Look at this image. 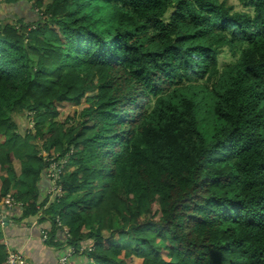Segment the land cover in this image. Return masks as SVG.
Returning <instances> with one entry per match:
<instances>
[{"label":"trees","instance_id":"trees-1","mask_svg":"<svg viewBox=\"0 0 264 264\" xmlns=\"http://www.w3.org/2000/svg\"><path fill=\"white\" fill-rule=\"evenodd\" d=\"M238 2L5 0L0 215L51 198L84 264H264V0Z\"/></svg>","mask_w":264,"mask_h":264},{"label":"crops","instance_id":"crops-1","mask_svg":"<svg viewBox=\"0 0 264 264\" xmlns=\"http://www.w3.org/2000/svg\"><path fill=\"white\" fill-rule=\"evenodd\" d=\"M12 9L14 11V8L7 7L8 12ZM44 186H47L46 182ZM50 203L49 199L44 206L43 203H39L40 212L22 222H17L18 219L16 220L15 217H19L21 212L15 210L17 213L10 214L8 220L0 224V257H5V262L7 243L24 255L25 264H60V260L71 251V247L66 244L67 228L64 227L63 230L53 228L52 216L43 213ZM45 234L48 235L47 238H44ZM81 255L83 254H72L68 264H84L85 258H81Z\"/></svg>","mask_w":264,"mask_h":264},{"label":"rangeland","instance_id":"rangeland-1","mask_svg":"<svg viewBox=\"0 0 264 264\" xmlns=\"http://www.w3.org/2000/svg\"><path fill=\"white\" fill-rule=\"evenodd\" d=\"M228 3L229 4H234L235 5V7H236V9L237 10H239V11H241V12H245L246 10H245V7L241 4V3H239L238 2V0H228ZM4 4H5V0H0V17H5V16H7V14H9V12L10 11H13V9L12 10H10L9 12L7 11V7L6 6H4ZM12 13V12H11ZM10 13V14H11ZM7 18H5V20H6ZM3 23H4V21H3ZM234 53H233V51L230 49V48H226L225 50H224V52L221 54V56H220V62L222 63V64H224V63H230V62H233L234 61ZM61 112H62V115H61V119H63L64 117H67V116H70V115H73L74 113H75V110H76V106L74 105V104H70V103H65L64 105H62L61 107ZM33 127H34V124H33ZM35 130V129H34ZM42 154L43 155H45L46 157L49 155V153L47 152V151H44V152H42ZM48 158V157H47ZM16 168H17V170H18V173L20 172V165H19V162L18 161H16ZM54 165L55 164H53V166L52 167H54ZM60 171V170H59ZM52 174H55V173H53V172H51ZM50 172H49V175L51 174ZM21 184H23V183H21ZM60 188H59V190L60 189H62V186L59 184L58 185ZM52 189V187L51 188H49L48 190H50V191H52L51 190ZM50 191H48V193L50 192ZM62 191V190H61ZM61 196H62V192H61ZM2 218V219H1ZM4 220H5V218H3V217H0V224H2L3 222H4ZM17 222H19V220H17ZM2 227V226H1ZM131 248H133L134 247V242H131L130 243V245H129ZM66 257V256H65ZM65 257H63V258H65ZM62 258V259H63ZM138 261V259L137 258H134V263H136Z\"/></svg>","mask_w":264,"mask_h":264},{"label":"built area","instance_id":"built-area-1","mask_svg":"<svg viewBox=\"0 0 264 264\" xmlns=\"http://www.w3.org/2000/svg\"><path fill=\"white\" fill-rule=\"evenodd\" d=\"M54 167L53 164L51 165L49 172H53L55 174H48L50 177H52V191H50L49 193H54V192H58L60 193L61 189L59 190V186L57 185L58 180L60 179L61 173H62V168H58L56 166V163H54ZM60 170V171H59ZM51 201V198L49 199ZM52 202V201H51ZM4 204L6 206H8L9 208H14L18 205L16 199L14 198V196L12 194H8L6 197V200L4 202ZM2 219V218H1ZM57 218V222H58ZM4 224V222L2 223ZM61 225V224H59ZM47 234L44 235V238H47ZM75 252V249H72V251H70L65 258L60 260V264H68V259L69 257ZM6 264H25V257L24 255L11 247V245L9 243H7V256H6Z\"/></svg>","mask_w":264,"mask_h":264},{"label":"water","instance_id":"water-1","mask_svg":"<svg viewBox=\"0 0 264 264\" xmlns=\"http://www.w3.org/2000/svg\"><path fill=\"white\" fill-rule=\"evenodd\" d=\"M5 220H8V218L6 217Z\"/></svg>","mask_w":264,"mask_h":264}]
</instances>
